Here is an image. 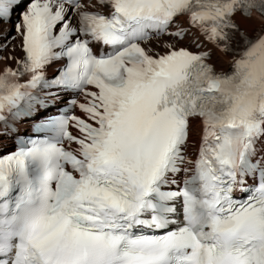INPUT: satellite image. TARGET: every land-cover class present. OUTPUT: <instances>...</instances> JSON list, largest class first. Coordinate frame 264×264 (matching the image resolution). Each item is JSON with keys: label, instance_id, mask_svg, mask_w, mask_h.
I'll return each instance as SVG.
<instances>
[{"label": "snow or ice", "instance_id": "6c2138e0", "mask_svg": "<svg viewBox=\"0 0 264 264\" xmlns=\"http://www.w3.org/2000/svg\"><path fill=\"white\" fill-rule=\"evenodd\" d=\"M253 11L264 0H0V264H264V103L244 99L264 22L236 19Z\"/></svg>", "mask_w": 264, "mask_h": 264}, {"label": "clouds", "instance_id": "9594fccd", "mask_svg": "<svg viewBox=\"0 0 264 264\" xmlns=\"http://www.w3.org/2000/svg\"><path fill=\"white\" fill-rule=\"evenodd\" d=\"M247 68L251 71L260 73L264 70V48L257 49L252 53V62L247 65ZM261 81H257L255 87L249 90L250 95L244 99H250L254 104L264 103V87H262Z\"/></svg>", "mask_w": 264, "mask_h": 264}, {"label": "bare ground", "instance_id": "6f19581e", "mask_svg": "<svg viewBox=\"0 0 264 264\" xmlns=\"http://www.w3.org/2000/svg\"><path fill=\"white\" fill-rule=\"evenodd\" d=\"M236 19H237V22L241 25V27L247 29L249 33L252 32L253 28L259 27L260 23H262V21L253 19V18H252L253 22L251 23L248 21L242 20L240 17H237ZM151 47H153L156 51H159V52L165 51V48L156 46V42L151 43ZM214 57H215V60L212 62L217 64V66L227 67V65L230 63L229 57L222 55L216 49H214Z\"/></svg>", "mask_w": 264, "mask_h": 264}]
</instances>
